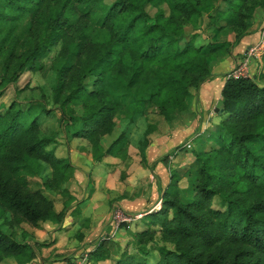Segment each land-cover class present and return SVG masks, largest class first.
<instances>
[{"label": "trees", "instance_id": "1", "mask_svg": "<svg viewBox=\"0 0 264 264\" xmlns=\"http://www.w3.org/2000/svg\"><path fill=\"white\" fill-rule=\"evenodd\" d=\"M204 17L232 43L196 45L186 27ZM262 22L264 0H0V216L32 225L61 217L30 187L35 177L58 192L68 180L73 168L54 152L61 136L86 141L96 162L127 160L134 145L147 166L148 136L157 129L149 109L171 128L228 44ZM25 73H42L49 86L18 87ZM219 102L218 124L193 137L200 148L186 178L169 175L159 209L146 215L150 225L134 237L144 259L157 246L151 264H264V83L228 79ZM52 114L58 127L43 134ZM115 118L123 130L103 150ZM140 121L143 133L132 140ZM24 250L0 228V259ZM108 258L102 244L90 256ZM115 264L149 263L124 252Z\"/></svg>", "mask_w": 264, "mask_h": 264}, {"label": "crops", "instance_id": "2", "mask_svg": "<svg viewBox=\"0 0 264 264\" xmlns=\"http://www.w3.org/2000/svg\"><path fill=\"white\" fill-rule=\"evenodd\" d=\"M258 26L260 25L251 28V31H255L252 33L250 31L239 44L244 47V51L247 49L243 41L255 33ZM240 60L241 58L235 60L232 68ZM220 69V67L215 68L214 77L211 80L197 90H191L189 112L183 117L191 121L205 117L206 124H203L201 130H204L206 125L212 124L213 111L220 100V92L227 73H223ZM219 120L218 117L216 123ZM114 123L115 129L104 143L103 150H106L123 130V123H120L117 118ZM182 125L183 123H178L177 129L180 130ZM141 127H145V122L140 121L136 126L131 133L132 140H137L142 135ZM174 127L173 124L171 129ZM182 132L187 133L186 130ZM152 135L153 133L148 136L147 166L141 163L139 151L134 145L128 146L127 160L105 156L101 161L96 162L86 141L59 140V144L54 147V152L56 157L70 162L73 169L68 180L61 184L58 192L46 191L39 180L32 182L30 187L34 191L43 192L52 200L54 214L61 217L32 225L26 222L11 224L7 214L1 215V230H4L3 232L15 243L24 246L25 250L18 257H2L0 264H67L83 258H86L89 264H113L124 247L115 240L113 242L107 239L112 210L120 208L130 216L141 213L144 214V220L149 210L155 207L160 192L168 183L166 172L159 162L161 160L159 158L156 160V157L160 155L158 154L160 148L156 144L161 145V143H153ZM159 139L162 140L161 137L157 140ZM168 154L169 152L166 155ZM150 166H155V169H149ZM161 175V181L156 179V176ZM64 190L66 193H62ZM130 227L134 226L130 225ZM101 240L104 242L102 243ZM101 244L108 251L109 258L92 262L90 256Z\"/></svg>", "mask_w": 264, "mask_h": 264}, {"label": "rangeland", "instance_id": "3", "mask_svg": "<svg viewBox=\"0 0 264 264\" xmlns=\"http://www.w3.org/2000/svg\"><path fill=\"white\" fill-rule=\"evenodd\" d=\"M107 1L110 2L111 0H107ZM219 1L221 2V0H219ZM222 6L220 5L219 7H222ZM149 12H150V14H153L154 10L149 8ZM258 27H257V30L255 33H253L252 35H250L249 37H247L243 41L246 49H248L251 45H253L257 42V39L259 38L258 37L259 35H257V31L260 30L258 32V34H260V32L263 30L264 22H262V24ZM253 31H255V30H252L251 33ZM186 32L188 34H191V36L193 34H195V36H197V38L195 39L196 45L197 44H203L204 46H207L211 43H218V42H227V43L231 44L233 41L230 34L227 35L225 32H217L215 29H211L209 27V22H208L207 17L201 18L199 20L196 28H192L190 26H187ZM230 44H228L229 45V51H230L229 54L218 58L216 60V63L213 65L212 78L214 77L213 71L215 70V68L220 67L221 68L220 70H222L223 73L228 72L230 69H232V66H233L235 60L242 58L243 55L245 54V52L247 51V50L244 51V47L241 45L231 47ZM230 47H231V49H230ZM47 65H48V63H46V66ZM250 73H251V75L255 76V79L258 83H260V84L264 83V55L262 56L261 60L254 61L251 64ZM25 85L30 86V87H35V86H39V85L49 86V83H48L46 76L43 75L42 73H36V74L25 73L21 76L17 86L23 87ZM13 95H14V88L9 87L6 91V98H7L6 103H8L12 99ZM149 113L150 114L148 116V118H149L148 122L152 123V124L154 123L155 127L158 128V129H156L157 132H154L152 135L153 140H154L152 142L153 143H157V142L161 143V145L156 144L160 148V152L158 150V152H159L158 154H160V155H158V157H156V160H157V158H159V160H161V162L160 161L159 162L163 166V168L166 172L165 174L167 177H169V175L171 173L176 172V173H180L181 176L184 175V177L186 178V174H187V172L189 173V170L192 167L194 160H195L194 151H197V149L200 148V146H198L199 143L196 140L197 137L193 139V135L197 132H199V134H202L205 131V129L212 127V125L218 124V123H216L218 120V116L216 114H214V111H213L214 116L211 120L212 124L209 126L206 125V127L207 126L208 127L207 128L205 127V129L204 130L202 129L203 130L202 131L201 128H202L203 124L205 123V117L201 118V119H197L196 121L195 120L194 121L186 120L185 117H182L179 122L177 121V122L173 123L175 125V127H174V129H171V128H169L168 124H166L161 117L157 116L156 110L154 108H150ZM55 114H57V113H55ZM43 121L44 122L41 125V131L43 134L53 132V130H56L58 127L57 126V117L54 114L45 118ZM178 123H183L180 130L177 129ZM141 128H145V127H141ZM182 130H186L187 133L182 132ZM191 130H193V131H191ZM200 130H201V132H200ZM210 130H212V128H210ZM160 137L162 138V140L161 139L157 140ZM63 138H64L63 136L59 137V139L57 138L58 140L56 142V145L59 144V142H58L59 140L65 141V139H63ZM155 138H157V139H155ZM179 138H180V140H179ZM185 141H187L186 143L189 142L191 147L187 148V147H185V145H184V147H182V144ZM165 145H166V147H165ZM208 147H209V145H206V148H208ZM153 148H154V146H153ZM173 150L175 153L174 155L171 154ZM167 152H169L168 155H166ZM154 169L155 168H153L151 170H154ZM160 170L163 172L162 168ZM161 177H162V175L159 177L156 176V179L161 181V179H160ZM36 180L40 181V179L35 178V177L33 179H30L31 186L33 184L32 182H34ZM184 185H185V183L183 180V182H181V186H184ZM217 203H218V201H216L214 207H218ZM159 207H160V205L157 207V209H159ZM142 220H143V217H142V219H139L137 221H132L131 223L125 224L126 226L124 225V227L121 226V229L122 228L123 229L117 230L114 233L115 237L113 239H110V238L108 239V240H112L113 242L115 240V241L119 242V244L123 245L124 248L120 251V254H118V258H121L122 254L124 252H126L127 254L133 256L136 260H138L140 262H142V260H143V261H146L147 263L151 264V263H154L158 260L159 253H158V251H156L157 246L155 244L151 245V248L153 250L152 253L147 255V256H144V257H146V259H144L142 257L143 255L139 254V252H137L134 249L133 244L135 241L134 240L135 235L138 234L139 232L145 231L147 229L148 225H150L151 217L146 216V218L143 221ZM130 225H133L134 227L131 228ZM154 230L159 231V229H157V228H154ZM112 231H113L112 227L108 226L107 234L112 233ZM156 239L159 240V234H157V233H156ZM101 242L103 243L104 240H101ZM167 246H169V245H167ZM118 258H116L115 261ZM115 261L113 264H115Z\"/></svg>", "mask_w": 264, "mask_h": 264}, {"label": "built area", "instance_id": "4", "mask_svg": "<svg viewBox=\"0 0 264 264\" xmlns=\"http://www.w3.org/2000/svg\"><path fill=\"white\" fill-rule=\"evenodd\" d=\"M264 55V28L259 34V38L257 42L253 45H251L241 60L231 69L229 70L225 75V81L228 79H245L249 78L251 76L250 73V67L251 64L254 61L261 60L262 56ZM185 147L189 148L190 143H186ZM160 205V203H156L155 207L151 210H149L148 213L153 212L157 207ZM144 214H136L135 216H130L126 214L122 209L115 208L112 210L111 216H110V227H112L113 231L108 235L107 239H113L115 237L114 233L117 230H120L121 226L131 223L132 221L139 220L143 217ZM66 264V263H65ZM67 264H89V262L86 260V258L76 260L71 263Z\"/></svg>", "mask_w": 264, "mask_h": 264}, {"label": "water", "instance_id": "5", "mask_svg": "<svg viewBox=\"0 0 264 264\" xmlns=\"http://www.w3.org/2000/svg\"><path fill=\"white\" fill-rule=\"evenodd\" d=\"M221 102H218L217 103V105H216V107L214 108V114H216V115H220L221 114Z\"/></svg>", "mask_w": 264, "mask_h": 264}]
</instances>
